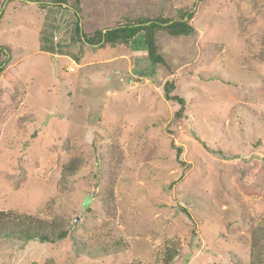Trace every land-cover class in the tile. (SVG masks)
<instances>
[{"label": "rangeland", "instance_id": "obj_1", "mask_svg": "<svg viewBox=\"0 0 264 264\" xmlns=\"http://www.w3.org/2000/svg\"><path fill=\"white\" fill-rule=\"evenodd\" d=\"M160 1L79 0L77 15L91 32ZM46 2L0 0V210L58 215L68 233L1 236L0 264H161L170 247L171 264H264V0H171L196 5L193 32L158 38L167 67L139 34L85 46L70 70L74 11Z\"/></svg>", "mask_w": 264, "mask_h": 264}, {"label": "trees", "instance_id": "obj_2", "mask_svg": "<svg viewBox=\"0 0 264 264\" xmlns=\"http://www.w3.org/2000/svg\"><path fill=\"white\" fill-rule=\"evenodd\" d=\"M46 2L52 5L64 6L73 10L71 12L75 20H71L72 25L68 28V33L72 36V42L78 43V55H81L85 46L92 48L115 47L117 45L129 46L130 43L137 37L142 35V42L146 49V56L151 65L161 64L168 66L164 54L160 50L159 36L166 35L171 37L187 36L193 32L190 20L194 15L192 2L189 6L173 9L172 13H168L165 9V4L169 3L172 6L171 0H161L155 11L149 9L145 11H135L132 8H127L123 14L118 16L110 27L102 29H94L93 31H84L80 24V19L77 13H80L79 0L68 2V0H48ZM143 6L152 3V0H137ZM170 6V7H171ZM173 8V7H172ZM70 23V24H71ZM264 44V38L262 39ZM10 52L6 45L0 44V72L6 67L10 60ZM174 90V83L171 79H166L163 85L165 98L176 101L183 106L184 100L179 95L171 94ZM176 147L177 157L181 153V148ZM182 164V162H181ZM80 162L75 158L66 162L61 170V179H67V176H72L76 173ZM68 233V229L63 224V219L54 215L49 219H41L26 213H17L11 210H0V237H23L24 239L36 240L39 242H56L63 239ZM193 238H197V233L193 232ZM119 244V242H117ZM177 255L175 247H170L165 252V258L161 264H171L173 257ZM192 251L188 252L182 260V264H187ZM258 257L251 260L252 264H258ZM36 264V263H32Z\"/></svg>", "mask_w": 264, "mask_h": 264}, {"label": "crops", "instance_id": "obj_3", "mask_svg": "<svg viewBox=\"0 0 264 264\" xmlns=\"http://www.w3.org/2000/svg\"><path fill=\"white\" fill-rule=\"evenodd\" d=\"M69 18H71V15H69L68 19ZM71 20H73V19H70L69 23H71ZM65 26H66V24H65ZM62 30H63V33H62V37L61 38H63V39L67 38V39H70V41H71L72 40V36L70 35V33H68V28L67 27L64 28V26H63ZM64 36H66V37H64ZM58 39H59V37H57V40ZM58 54H59L58 56L68 60V64L65 67L67 70H70L69 68L73 67V65L74 66L75 65H81V63H82V57H81V55H79V57H78V54H79L78 51H75V52L64 51V52L58 53ZM73 69H74V67H73Z\"/></svg>", "mask_w": 264, "mask_h": 264}]
</instances>
